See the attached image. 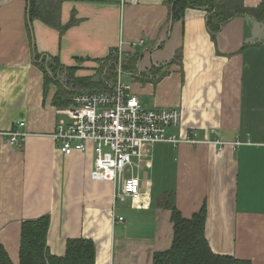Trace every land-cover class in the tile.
<instances>
[{
  "label": "crops",
  "instance_id": "1",
  "mask_svg": "<svg viewBox=\"0 0 264 264\" xmlns=\"http://www.w3.org/2000/svg\"><path fill=\"white\" fill-rule=\"evenodd\" d=\"M171 1H66L61 24L72 16L78 23L60 35L28 21L29 0H0V246L12 264H19L21 223L42 216L55 257L67 240L82 238L93 242L95 264H152L172 243L171 204L185 218L206 206L214 254L264 264V22L247 12L264 0H216L231 14L221 22L215 7L186 8L174 21ZM55 59L95 82L107 80L114 65L143 107H177L181 123L173 132L196 134L198 143L147 148L148 163L131 173L141 196L120 200L117 210L113 184L91 178L93 151L67 156L53 139L57 87L43 96L40 66ZM108 80L102 91L114 85ZM13 129L26 135L18 146L9 145ZM215 140L225 143L222 150ZM155 170L157 193L149 177ZM113 215L123 222L113 223Z\"/></svg>",
  "mask_w": 264,
  "mask_h": 264
},
{
  "label": "built area",
  "instance_id": "2",
  "mask_svg": "<svg viewBox=\"0 0 264 264\" xmlns=\"http://www.w3.org/2000/svg\"><path fill=\"white\" fill-rule=\"evenodd\" d=\"M116 1L123 7L126 3L137 4L139 0ZM60 114L67 122L59 121L53 138L61 153L69 156L73 152H85L91 143L95 155L91 178L111 182L116 190L114 198L119 200L140 198V178L131 173L149 156L147 148L154 144L198 143L196 134L181 138L173 132L181 123L177 107H143L132 93L131 85L119 77L107 92L75 95L71 105L61 108ZM7 134L9 145H16L25 136L17 129ZM210 143L217 145L219 151L225 144L217 140ZM115 222H123V218L113 215Z\"/></svg>",
  "mask_w": 264,
  "mask_h": 264
},
{
  "label": "trees",
  "instance_id": "3",
  "mask_svg": "<svg viewBox=\"0 0 264 264\" xmlns=\"http://www.w3.org/2000/svg\"><path fill=\"white\" fill-rule=\"evenodd\" d=\"M66 1L103 3L114 0H60L59 2L29 0L28 21L38 20L62 35L67 29L78 23V20L72 16L68 23L61 24L60 7ZM171 2H173L172 18L174 21L182 17L186 8L196 7H215L219 13L216 18L220 22L231 16V14H223L225 13L224 9L221 12L220 7L216 5V0H172ZM247 12L264 22V4H260L255 11ZM178 59L179 54L168 65L174 64ZM40 68L44 81L43 96H46L49 86L54 84L57 87V92L52 103L60 109L69 107L75 95L105 90L108 87L104 83H107L108 79L111 84L115 83L117 79L114 65L109 69V78L105 81L101 79L100 82L93 81V78L76 76L74 68L63 66L57 59L47 63L44 61ZM168 208L171 213L172 243L166 251L153 254L152 264H251L248 260L217 255L211 251L205 237L207 210L204 204L190 218L183 217L175 204L169 205ZM48 228V216L21 223L19 264H95V246L92 241L82 238L67 240L65 254L62 257L51 255L46 243ZM0 264H12L2 246H0Z\"/></svg>",
  "mask_w": 264,
  "mask_h": 264
},
{
  "label": "rangeland",
  "instance_id": "4",
  "mask_svg": "<svg viewBox=\"0 0 264 264\" xmlns=\"http://www.w3.org/2000/svg\"><path fill=\"white\" fill-rule=\"evenodd\" d=\"M230 1H234V0H230ZM234 6H240L239 4H234V5H231V8H233ZM221 7H222V9H224V4L223 5H221ZM44 24V23H43ZM45 25V24H44ZM47 26V25H46ZM49 27V26H48ZM68 30V29H67ZM66 30V31H67ZM65 31V32H66ZM64 32V33H65ZM63 33V34H64ZM31 44H32V48H31V51L33 52V53H35V48H34V42H31ZM36 45V44H35ZM43 56V54L41 55V57ZM69 61H70V59H68V63H69ZM62 64V63H61ZM48 75H50V74H48ZM124 78V77H123ZM125 81H129V80H127V79H125ZM264 105V104H263ZM56 111H57V113H58V115H59V117H58V121L56 122V125L57 124H59V121L61 120V122L62 123H66L67 121H66V119H65V117L62 115V114H60V111H61V109L60 108H56ZM60 122V123H61ZM55 131V130H54ZM22 133V132H21ZM55 133V132H54ZM53 133V134H54ZM8 135V134H7ZM26 136V135H25ZM25 136H23L22 138H24ZM9 137V136H8ZM54 139V138H53ZM17 143H18V141H17ZM181 144V143H180ZM19 145V144H18ZM17 144H16V146H18ZM156 145V144H155ZM179 144H177V146H178ZM10 146H14V145H10ZM60 150V149H59ZM87 150H89V151H93L92 150V146H91V143H89L88 144V146H87ZM150 153H151V151H150ZM148 160H144L143 161V165H145V164H147L148 162H147ZM155 167H156V165H155ZM150 174V173H149ZM149 177L151 178V179H153V181L154 182H156V186H155V192L157 193V191H159L160 192V190H157L158 188H159V186L161 185V182H160V174H159V172L157 173V170H155V174H153V172L149 175ZM163 184H164V186H166V187H171L170 189H172V190H169V191H173V189H174V185L169 181V180H166V181H164L163 182ZM110 186L112 187V184L110 183ZM158 192V193H159ZM171 193H173V192H171ZM120 200H118V202H117V210H118V208H120V207H122L121 205H119L121 202H119ZM125 215H129V213H126L125 211L123 212Z\"/></svg>",
  "mask_w": 264,
  "mask_h": 264
}]
</instances>
